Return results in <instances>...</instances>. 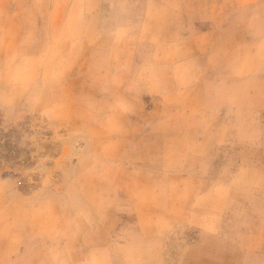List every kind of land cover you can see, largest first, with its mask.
<instances>
[{
  "label": "rangeland",
  "instance_id": "1",
  "mask_svg": "<svg viewBox=\"0 0 264 264\" xmlns=\"http://www.w3.org/2000/svg\"><path fill=\"white\" fill-rule=\"evenodd\" d=\"M101 5L97 54L62 70L78 74L69 107L43 100L60 86L42 84L56 79L53 48L0 9L4 264L16 243L46 247L18 264L49 261L61 229L107 231L82 243H107L110 264H264V0ZM120 46L127 58L107 54ZM118 63L128 82L104 74Z\"/></svg>",
  "mask_w": 264,
  "mask_h": 264
},
{
  "label": "crops",
  "instance_id": "2",
  "mask_svg": "<svg viewBox=\"0 0 264 264\" xmlns=\"http://www.w3.org/2000/svg\"><path fill=\"white\" fill-rule=\"evenodd\" d=\"M8 1L9 3H7L6 8H4L5 2L4 0H0V9H8L9 12H23V19L26 21V23L24 25V31L20 34H27L26 42H34V39L32 36H30V34H33L34 36L36 35V38L34 37L35 41L39 39L41 42L50 44L49 47L53 48V51H55L56 54L55 56H57L56 60L58 63L56 66H54L55 69L50 71L51 74L48 75L51 77H56V79L45 80V73H42L43 75H41V77L44 78V81H42L43 85L59 83L60 86L55 92L52 91L49 86L46 90L44 89L46 95L44 96L43 100L48 99V106H54L57 104L64 107H69L72 100V95H75L76 92H79V89L76 90V86H78L79 82L78 78H74L76 75L78 77V74H76V72L70 73L69 71L62 72V70L64 68H70V65H68V59L71 56L75 57L76 55L79 58L81 51L82 53L86 52V56L92 53L97 54L98 51H96V49L94 52H92V50H94L92 45L94 47V45H98L97 42L100 43L98 33L100 32V27L102 26L101 0H50V2L49 0H35V4H39L40 8L38 5L33 8L34 3L32 2H34V0ZM11 1H16L21 8H15L16 2L11 3ZM39 9L42 11V14L45 13L46 19L44 16H42V14H36ZM111 36L112 34L108 38L109 41L107 44L110 43V45L112 44L113 46V43L119 42V39L113 38ZM120 41L121 43H127L128 38H121ZM122 50L124 49L122 46H120L115 49L116 52L111 49L109 52H107V54H110V56L115 54L116 56L127 58L126 53H124ZM80 58H82V56ZM76 64L77 63H74V66ZM123 67L125 68L127 65L122 66V64L119 65L118 63L117 69L119 70L111 71L112 67L110 66L108 68L110 72H105L104 74L108 76V79H117L121 77L128 82L129 79L126 78L128 75L127 71L120 70ZM48 71L49 70L46 68L43 70V72ZM98 71L102 72L103 70ZM34 91L35 90L30 89V94L27 96L32 97L31 93H34ZM136 93L137 95L139 94L138 91ZM104 100L106 101V107L111 108L117 104V101L114 97V92H110V87L108 86L107 92L104 95ZM127 100L128 99L126 97V101ZM196 101L197 103L200 102L201 97L196 99ZM194 103L196 102L194 101ZM255 106L256 105H254V107ZM195 114L199 113H194V111L191 110L189 111V116L187 117H196ZM199 115L201 116L202 114L200 113ZM148 134L150 135V133ZM204 136L205 135H203V138ZM56 232L57 234L55 233V236L50 238L51 246L55 247V256L53 254L49 261L42 260L40 264H84L82 263V250L84 251L83 253L88 255L84 261L88 262L87 264H110L107 261L108 256L106 255L109 251L107 243H101L100 239L97 240L96 237H94L92 241L82 243V238H87L89 236H106L107 231H104L103 229H87L84 231H81L80 229H73V231L70 233L61 229L57 230ZM32 233V236H37V234L34 235V232ZM29 235L30 234L25 235L24 238H27ZM10 237L16 238V232H10ZM53 242H56V245H54ZM22 245L18 248L17 243L14 246L10 245V254L8 260L9 264L19 263L18 259H12V255H14L16 252L21 251L25 256H30V254L40 255L42 250L46 249L45 245L43 244H38L32 249H30L29 245H24V247ZM5 260V257H0V264H4Z\"/></svg>",
  "mask_w": 264,
  "mask_h": 264
}]
</instances>
